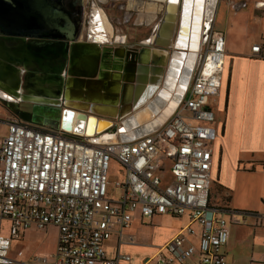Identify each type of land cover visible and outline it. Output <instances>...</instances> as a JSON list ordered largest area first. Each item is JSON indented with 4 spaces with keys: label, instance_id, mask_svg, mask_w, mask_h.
<instances>
[{
    "label": "built area",
    "instance_id": "2783aa9c",
    "mask_svg": "<svg viewBox=\"0 0 264 264\" xmlns=\"http://www.w3.org/2000/svg\"><path fill=\"white\" fill-rule=\"evenodd\" d=\"M207 42L173 116L141 135L121 132L106 141L100 140L105 134L66 136L0 114V264H16L9 256L14 240L50 226L59 233L55 255L19 264H130L129 255L107 258L105 242L115 225L120 233L130 227L137 210L145 217L189 214L201 226L198 245L185 246V238L176 236L162 249L170 257L160 253L158 264L197 253L199 264H227L220 250L229 243V223L210 198L211 143L217 138L211 101L225 68V34L212 30ZM252 56L264 59V40L252 46ZM114 162L123 179H115L111 191ZM185 231L194 234L190 226Z\"/></svg>",
    "mask_w": 264,
    "mask_h": 264
},
{
    "label": "crops",
    "instance_id": "0c3cea01",
    "mask_svg": "<svg viewBox=\"0 0 264 264\" xmlns=\"http://www.w3.org/2000/svg\"><path fill=\"white\" fill-rule=\"evenodd\" d=\"M163 1L167 3V9L172 7L176 8L175 10L181 9L182 15L179 21L182 28L181 34L175 43L176 50L173 54L151 43L146 46V52L143 53L142 58L150 62L149 67L161 70L157 63L163 61L162 63H171V68L162 87L159 86L161 82L158 84V81L163 73L150 77L142 76L141 72L140 77L144 79L142 83L128 84L126 96L135 103L133 112L136 111V113L128 116L121 130L129 134L134 132L138 124V122H132L136 114L148 111V118L155 117V112L152 114L151 104H149L151 89L156 90L160 87L157 97L168 103L156 122L159 120L161 122V117L167 119L160 126L155 121H147L149 123L146 131L161 128L173 116L180 100L182 97L185 99L187 94L186 86L189 83L187 71L194 67V64L188 65L186 57L195 52L197 58L194 63H196L203 43L202 27L208 0L202 5L204 12L202 11L203 16L198 22L194 20L193 8L197 5L195 0H183V7L182 0ZM236 1L230 5L228 2L218 4L212 28L213 31L225 34L226 56L220 90L211 101V107L216 116L214 126L217 130V138L211 143L213 152L211 180L212 184L214 183L218 188L215 193L218 202L216 206L224 210L229 223L230 240L220 250L227 264H262L261 258L264 253V59L252 56V46L264 40V0H248L249 3L241 0L240 4ZM151 6L150 9L147 8V16H145L147 21L153 20L160 10L163 12V6L160 7L157 4ZM100 12H95L98 17L93 21L92 27H94V39L104 42L107 37L103 32H101L103 35L99 34L101 31L99 26L102 23L105 28L106 21L110 26L112 25L105 14L106 18L100 17ZM198 23L201 36L196 42L197 48H194V26ZM107 34L111 37L112 31L108 30ZM180 55H185V59L178 58ZM176 57L182 60L181 65L174 61ZM154 61L155 64H153ZM151 79L156 80L155 84H150ZM165 89L171 92L170 99H165L161 94ZM171 104H173L172 107ZM168 108L171 109L170 114L166 115L165 111ZM78 134L90 136L79 132ZM106 134L109 137L105 139ZM105 135L101 137L102 141L113 138L110 133ZM212 188L211 185V190ZM224 196L225 201H223ZM111 201L116 203L117 198L111 197ZM188 226L193 229L194 234L185 231ZM120 230L118 225L114 226L113 235L105 242V256L112 259L119 255H129L132 258L130 264H158L160 253L165 258L170 257L162 250L166 243L176 236H182L185 238V246L198 245L202 231L199 224L191 221L189 214L145 217L139 210L133 213L130 227L124 229L122 233ZM40 231L55 233L52 249L42 251L31 249L30 245L33 243L39 245L37 235ZM58 241L59 233L56 227L50 226L45 230L33 227L20 239L12 242L9 256L16 261V264L31 262L36 256H53L57 252ZM21 244L25 248L15 247ZM19 251L23 253L20 256ZM200 258V253H197L184 261L175 259L171 264H199Z\"/></svg>",
    "mask_w": 264,
    "mask_h": 264
},
{
    "label": "water",
    "instance_id": "95a60500",
    "mask_svg": "<svg viewBox=\"0 0 264 264\" xmlns=\"http://www.w3.org/2000/svg\"><path fill=\"white\" fill-rule=\"evenodd\" d=\"M220 1L208 0L205 41ZM83 5L84 0H0V89L20 102L16 106L24 110L20 119L25 123L75 136L64 123L65 114L71 121L78 113V118L110 121L109 129L97 133L117 135L122 130L114 120H126L133 111L128 84L142 83L140 73L150 69V62L142 59L146 49L140 46L114 48L106 41L83 40ZM180 15V8L166 9L152 43L172 50ZM162 62L157 63L163 73L159 86L167 76L162 69L168 64Z\"/></svg>",
    "mask_w": 264,
    "mask_h": 264
},
{
    "label": "rangeland",
    "instance_id": "374dc122",
    "mask_svg": "<svg viewBox=\"0 0 264 264\" xmlns=\"http://www.w3.org/2000/svg\"><path fill=\"white\" fill-rule=\"evenodd\" d=\"M99 1H101V2H99ZM235 1L236 0H221L220 3L221 2H228L230 5L232 2H235ZM240 1L241 0H237L236 2H238L240 4ZM242 1L249 3L248 0H242ZM93 2L96 3L93 5L94 8H98V6H103L104 8H106L105 5L102 4V2L109 3V4L111 2H113L116 6L115 8H111V7L109 8V13H110L109 18H110L111 22H113V25H114L112 28L113 31H112L111 37H108V34H107L108 30L105 31V29L103 28L101 31H99V34L101 32H103L104 36L106 35L105 36V37H107L106 43L118 45V44H121L122 42H125L126 45H136V46H140L141 42H146L149 44L152 43V37H153L154 33L151 31V27L153 25L152 24L153 20H151V21L146 20L145 16H147L146 15L147 8L149 7V9H150V6L152 4L153 5L157 4L160 7L161 6L164 7V5H165V2L162 3V2H159L156 0H93ZM119 6L121 8L123 7L122 8L123 10H120L118 8ZM158 6H157V8H158ZM97 11H100V10H97ZM130 11H132L133 13L139 14L138 17H136V14H135L133 19L128 20L129 16L126 17L125 13L128 12V14H130ZM101 12H103V11H101ZM121 12L123 13V15ZM160 12H161V10H160ZM212 28H211V30H212ZM86 30H87L86 28L83 30L85 37L87 35ZM93 30H94V27H92V31ZM93 34L95 35L94 31H93ZM203 39H204V37H203ZM176 40H177V35L174 38L172 50H167L170 54H173V52L176 50V48H175ZM207 43H208L207 41L203 40L202 46L199 49V55H198L197 61L199 60V58L201 59V55H203V52L205 50ZM157 48H159V47H157ZM163 82H165V80ZM162 86H163V84L160 87H162ZM159 88H157V90H154L155 93H153L152 98L149 99V101H150L149 104H151V111H152V114H154V112H155V117L153 116L150 119L144 115L142 118L145 120L141 119L144 123H138L137 126L135 127V129L133 130L134 132H132L130 134V136H133V134H139V133H142V132L148 130V123L149 122H147V121H155V123L158 126H160L162 123H164L166 121L167 118L164 121L160 122V120H159V122H156V120L159 119L162 111H164L165 107L168 106L167 102L161 101V98L157 97V94L160 91V90H158ZM134 113H136V111L135 112L132 111L131 115H133ZM0 114L2 117H5V118L10 120L9 113L6 112L4 109H1V107H0ZM146 119H149V120H146ZM123 121H124V123H123ZM123 121L114 120L113 124H114V126L118 127V129L121 130V128L125 124V120H123ZM7 127H8L7 125H4L5 130H7ZM108 133H110V132H108ZM163 168L165 170V175L170 174L168 162H166L163 165ZM115 179H119V180L123 179L122 167L119 163H116V162L113 163L112 169H111V180H112L111 189H114L113 181ZM212 186H213V188H212L211 193H210V198H211V202L214 205H216L218 202L215 198V193H216L218 188H217V185H214V183L212 184ZM225 199H226V197L224 196L223 201H225ZM219 204H222V203L219 202ZM37 238H38L37 241L39 242V245L33 243L32 245H30L31 249H38V250L42 251L44 249L45 250L46 249H52L54 247V239H55V233L54 232H50V231L41 232L40 231L39 235H37ZM15 247L16 248H25L22 244L17 245V246L15 245Z\"/></svg>",
    "mask_w": 264,
    "mask_h": 264
},
{
    "label": "flooded vegetation",
    "instance_id": "af4514ba",
    "mask_svg": "<svg viewBox=\"0 0 264 264\" xmlns=\"http://www.w3.org/2000/svg\"><path fill=\"white\" fill-rule=\"evenodd\" d=\"M156 1H159V0H156ZM99 2H101V1H99ZM94 4H96V3H94L93 0H84V5H83L84 6V15H83V25H82V31H81L83 40H87V38L92 40L94 38V34H93V31H92V23L98 17V14L95 13L97 10L103 11L102 13L106 15V17L108 18V20H109L110 24L112 25V27L114 26L113 22H111V20L109 18V15H110L109 8L110 7L111 8H115L116 7L115 4L113 2H111L110 4L102 2V4H104L106 8H104L103 6H98V8H94V6H93ZM118 8L120 10H123L122 9L123 7L121 8L119 6ZM166 9H167V3H165V5L163 7V12H159L157 15L154 16L153 21H152L153 25L151 27V31L153 33H155L157 31L159 25L161 24L162 19L164 17V14L166 12ZM102 13L100 12V17H102ZM135 14H136V17H138L139 14L133 13L132 11H130V14H128V12L125 13V16L126 17L129 16L128 20L129 19L131 20V19L134 18ZM122 15H123V13H122ZM85 28L87 29L86 30V34H87L86 37H85V35L83 33V30ZM103 28H104V25L101 23V25L99 26V29L102 30ZM177 28L178 29H177L176 34L180 35L182 28H181L179 22H178ZM179 35H178V37H179ZM107 45L113 46L114 48H124V47H128V48L132 47L133 48L134 46H136V45H126L125 42L121 43V44H118V45H114V44H107ZM147 45H149V43H146V42H141L140 43V47H143V48H146ZM155 46L158 47L157 45H155ZM140 51H141V49L138 47V52L140 53ZM199 62H200V58L194 64L193 69H191L190 72L187 71V72H189L188 73L189 74V83L186 86L187 88L190 86V83L192 81L193 75H194L196 69L199 66ZM170 67H171V63L168 64V67L166 68V70L164 69V71H165L164 73L165 74L168 73ZM16 103L19 104L20 102H18V101L14 102L13 97H10L9 94H7L6 92H4L3 90L0 89V107H1V109H4L6 112L9 113L10 120L21 122V123H25V122H23L20 119L21 114H24V110L22 108H17ZM38 126H40V125H38ZM41 127L48 128V127H45V126H41ZM125 138H129V136H126Z\"/></svg>",
    "mask_w": 264,
    "mask_h": 264
},
{
    "label": "bare ground",
    "instance_id": "6f19581e",
    "mask_svg": "<svg viewBox=\"0 0 264 264\" xmlns=\"http://www.w3.org/2000/svg\"><path fill=\"white\" fill-rule=\"evenodd\" d=\"M196 1V3H197V5H195L194 6V10H195V16H194V20L195 21H199V18L200 17H202L203 16V12H204V10H202V5H204V3L206 2V0L203 2V0H195ZM190 3H191V1H190ZM208 4V3H207ZM182 7H183V0H182ZM198 7V8H197ZM176 8H173L172 7V9L171 10H173V11H176L175 10ZM197 9V10H196ZM204 9H205V7H204ZM203 11V12H202ZM102 13V12H101ZM102 17H104V18H106L105 17V15L102 13ZM106 30H109V31H113V29H112V27L111 26H109L108 25V21H106ZM201 34V28H200V24L198 23V24H195V26H194V36H193V38H194V48H197V46H196V42L198 41V39L200 38V35ZM180 41H181V38L179 39ZM178 58H181L182 60H184L185 59V55H180ZM178 58L176 57V59L174 60V61H177V63H178V65H181V63H182V60H178ZM196 58H197V54L195 53V52H193V53H191V54H189L188 55V57H186V59H188L187 61H188V65L190 64V65H192V64H195L194 63V61L196 60ZM143 59V58H142ZM144 60V59H143ZM148 62V61H147ZM154 63H155V61H154ZM185 64V63H184ZM177 65V64H176ZM193 67V66H192ZM150 69L148 70V71H142V76L143 75H145V76H150V77H153V76H157V75H161L162 74V72H161V70H159V69H156L155 67H149ZM179 68V67H178ZM181 68V67H180ZM189 72H190V69H189ZM187 76H188V74H187ZM173 78V77H172ZM187 78V77H186ZM173 81H175L174 79H173ZM188 83V82H187ZM186 83V84H187ZM171 88V87H170ZM164 97H165V99L167 98V99H170V94H171V92L168 90V89H165V90H163L162 91V93H161ZM132 102V101H131ZM134 104L135 103H133L132 102V107L134 106ZM171 107L173 106V104H171L170 105ZM170 108H168L166 111H165V114L166 115H169L170 114ZM35 111L37 112V109H35ZM127 111H129L128 109H125V111L124 112H127ZM146 116L147 118H148V115H149V112L148 111H145V112H142V113H139V114H136V116L132 119V122H143L141 119H143L142 117L143 116ZM65 125H67V128H68V130H74L76 133H80V134H87L88 133V135H90V136H88V137H92L93 135L95 136V134H98L97 132H102V131H105L106 129H109L110 127H111V125H112V123L110 122V121H107V122H100L99 123V121L98 120H96V119H89V116L87 117H85V118H78V113H74V116H73V118H72V120L70 121V120H67V113L65 114ZM131 117H133V116H131ZM61 118H62V116H61ZM150 118V117H149ZM162 121L163 120H165V118L164 117H161L160 118ZM143 120H145V119H143ZM81 121H86V123L85 122H81ZM128 122V121H127ZM144 123V122H143ZM128 124H129V122H128ZM99 126V131L97 130V127ZM129 126V125H128ZM90 127V128H89ZM130 127H131V125H130ZM89 129V130H88ZM109 137V135L108 134H106L105 135V139L106 138H108ZM101 140V139H100Z\"/></svg>",
    "mask_w": 264,
    "mask_h": 264
},
{
    "label": "trees",
    "instance_id": "16d2710c",
    "mask_svg": "<svg viewBox=\"0 0 264 264\" xmlns=\"http://www.w3.org/2000/svg\"><path fill=\"white\" fill-rule=\"evenodd\" d=\"M212 203V202H211Z\"/></svg>",
    "mask_w": 264,
    "mask_h": 264
}]
</instances>
